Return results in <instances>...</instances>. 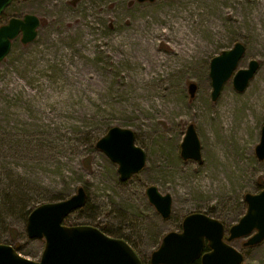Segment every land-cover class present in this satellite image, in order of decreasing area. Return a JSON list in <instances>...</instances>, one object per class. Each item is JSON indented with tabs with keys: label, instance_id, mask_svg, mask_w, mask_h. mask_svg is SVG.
Returning <instances> with one entry per match:
<instances>
[{
	"label": "rangeland",
	"instance_id": "1",
	"mask_svg": "<svg viewBox=\"0 0 264 264\" xmlns=\"http://www.w3.org/2000/svg\"><path fill=\"white\" fill-rule=\"evenodd\" d=\"M255 9L250 0H15L2 15L0 27L26 15L38 17L41 25L36 41L24 45L21 37L17 38L0 64V245L14 248L29 261L41 262L46 241L28 236L30 214L43 205L70 200L81 188L86 191L87 204L69 215L63 225L89 226L124 240L143 264H151L164 238L170 233L181 234L185 219L193 214L220 221L229 237L230 229L248 212L246 196L264 191V160L257 156L264 110L243 148L234 140H224L215 126L227 98L250 101L264 86V81L258 82L264 77V17L253 22ZM181 15L195 23L193 32L205 49L194 63L178 57L165 36L170 20H182ZM213 20L221 24L219 33L206 30ZM143 24L160 29L158 53L176 61L174 68L184 69L171 81L172 86L164 84L163 72L155 73V89L147 91V101L173 105V112L137 105L129 114L117 109L125 95L109 92L100 100L95 98L97 73L103 74L105 83L114 76L123 85L129 69L102 54L103 49ZM238 43L246 47V54L214 101L211 62ZM93 46L102 52L95 60L83 54L94 50ZM67 53L72 62L66 60ZM252 61L260 64L259 71L246 91L238 92L234 77ZM69 68H75L77 83L64 78ZM191 84L198 88L194 98L189 93ZM76 86L81 95L74 102L65 95L71 96ZM45 90L66 98L60 103L50 101L51 106L39 110L24 95L25 91ZM62 104L61 123H45L43 115L56 112ZM74 108L83 114H75ZM249 112L246 106L241 116L249 117ZM191 125L201 143L202 163L184 160L181 155ZM113 128L133 131L136 145L147 155L146 167L126 182L121 180L119 165L97 147ZM220 147L236 164L237 171L225 179L231 187L214 196L208 191L197 193L194 184L214 171H223ZM151 187L172 196L169 219L150 202L147 191ZM180 191L187 194L182 196ZM247 241L235 240L230 245L244 255L243 264H264V242L247 248Z\"/></svg>",
	"mask_w": 264,
	"mask_h": 264
},
{
	"label": "water",
	"instance_id": "2",
	"mask_svg": "<svg viewBox=\"0 0 264 264\" xmlns=\"http://www.w3.org/2000/svg\"><path fill=\"white\" fill-rule=\"evenodd\" d=\"M15 0H0V17ZM139 3H153L156 0H137ZM41 21L34 15L23 19L13 18L0 28V64L10 54L13 42L22 37L24 45L33 43L38 37ZM246 54V47L238 43L235 47L216 57L211 62L212 98L216 101L224 85L232 78L240 61ZM260 64L252 61L248 69L239 71L234 77V87L245 92L259 71ZM197 86L191 84L189 93L196 96ZM97 147L112 162L119 165L123 182L142 172L147 164V155L136 145L133 131L113 128L99 141ZM182 158L202 163L201 143L193 125L188 128L181 146ZM257 156L264 160V127ZM150 202L164 219L172 215L173 198L162 195L156 187L147 191ZM246 216L230 229L225 237L223 223L203 214L188 216L183 232L168 234L158 251L152 255L151 264H243L244 255L230 243L247 239L245 247H256L264 242V191L258 195H247ZM87 204L86 191L81 188L68 201L46 204L35 209L29 217L27 233L30 239H45L46 246L41 262L29 261L7 245H0V264H143L136 251L124 240L108 237L97 228L89 226L66 227L65 219ZM208 245L209 252L206 251Z\"/></svg>",
	"mask_w": 264,
	"mask_h": 264
},
{
	"label": "bare ground",
	"instance_id": "3",
	"mask_svg": "<svg viewBox=\"0 0 264 264\" xmlns=\"http://www.w3.org/2000/svg\"><path fill=\"white\" fill-rule=\"evenodd\" d=\"M250 1L256 5L254 15L252 16V21L256 22L258 20V22H261L262 18L264 17V0ZM180 18L182 20H170L169 29L165 32V36L171 41L169 47L173 52L177 53L176 55L178 57L186 58L188 61H190V63H194L195 59H199L204 53L205 49L201 47L199 37L193 32L192 26H195V23H192V21L189 20L185 15H181ZM206 30L219 33V31H221V24L219 21L213 20L208 23ZM159 35L160 29H150L145 24H143L140 25L138 30L135 32L119 35L116 38V41L111 44V48L103 49L104 53L98 52L94 46V50L83 51L85 56L93 60H95L98 56H101V53H107L113 58L115 63L119 65H128L129 67V69L126 71L128 74L126 76L127 79L123 85H120L114 76H110L108 82L105 83L103 74L101 72L97 73L95 77L97 81L95 98L100 100L103 95L108 96L110 94L109 92L117 94L119 97L125 95L127 97L123 98V101L117 103V109L121 112L129 114L137 105L145 109L155 107V109L173 112L176 109V107L173 105L169 106L162 102L156 103L146 100L150 97L147 95V91L150 89H155V73L163 72L165 75L163 79L164 84L169 82L170 86H172L171 81L173 83L176 76H179L184 71L182 67H173V65H176V61L158 53V45L156 41L159 38ZM65 58L68 62H72L74 60L70 54L65 56ZM170 67H173L174 70H169ZM66 71L64 78L69 83H71L73 80L75 82V68H69L68 72ZM262 81H264V77L258 82L260 83ZM24 95L27 96L31 103L35 104L37 109L45 110L47 106L52 105L50 101L60 103V101H64V99L67 97V99L72 98L75 102L78 100L81 94L80 88L78 89L76 86L72 89L71 96L65 95L66 97L64 98L56 96L49 90H45L42 93H40V91H25ZM140 99H143V101H140ZM246 106L250 110L249 117L243 118V116H241L242 109ZM57 108L58 109L56 112H48L49 114L43 115L45 123H61L59 118L64 114V105H58ZM73 110L77 115L83 114L79 108H74ZM263 110L264 86L261 87V92L250 101L246 100L239 103L235 98H227L218 117H216L215 126L224 140H234L236 144L243 148L250 140V131L254 127L257 117L262 115ZM22 119H24V116H22ZM224 149L225 148L223 147L218 148L220 153L219 162L223 167V171H214V175H206L200 181H198L197 184H194L193 186V183L188 184V187L192 186L193 190L197 193H205V191H208V193L212 196L218 195L228 187H231V184L225 179L227 178V174H232L234 170L237 171V168L234 160L227 156V153ZM96 170L99 172L98 168ZM184 185L185 184H183V187ZM180 194L183 196L187 194V191H180Z\"/></svg>",
	"mask_w": 264,
	"mask_h": 264
},
{
	"label": "trees",
	"instance_id": "4",
	"mask_svg": "<svg viewBox=\"0 0 264 264\" xmlns=\"http://www.w3.org/2000/svg\"><path fill=\"white\" fill-rule=\"evenodd\" d=\"M207 251H208V248H207ZM195 264H201L200 261L196 262Z\"/></svg>",
	"mask_w": 264,
	"mask_h": 264
}]
</instances>
